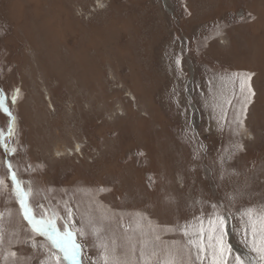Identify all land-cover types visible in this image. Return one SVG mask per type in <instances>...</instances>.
I'll return each instance as SVG.
<instances>
[{"label": "rangeland", "instance_id": "rangeland-1", "mask_svg": "<svg viewBox=\"0 0 264 264\" xmlns=\"http://www.w3.org/2000/svg\"><path fill=\"white\" fill-rule=\"evenodd\" d=\"M0 90L15 149L0 147V264H71L31 232L5 160L78 264H104L105 245L212 264L189 256L201 226L205 244L223 232L227 264H264V0H0Z\"/></svg>", "mask_w": 264, "mask_h": 264}, {"label": "snow or ice", "instance_id": "snow-or-ice-1", "mask_svg": "<svg viewBox=\"0 0 264 264\" xmlns=\"http://www.w3.org/2000/svg\"><path fill=\"white\" fill-rule=\"evenodd\" d=\"M176 63L179 65V58L176 60ZM234 76L237 74H233ZM252 74H247V80H251ZM244 79L245 77L241 76V89L244 88ZM2 91V90H0ZM248 92L254 95L252 89L249 85ZM19 94V89L15 90V94L12 96V102L15 103L17 99V95ZM250 102V97H249ZM246 108V105H245ZM0 110H3L5 113L11 115L9 108L4 104L2 98H0ZM241 128H243V121H239ZM14 127L12 121L8 123L7 126V135L10 137L13 135ZM4 138V133L0 131V139ZM0 147H3L6 153H14L15 149H9L7 144H0ZM242 148V146H240ZM78 150V149H77ZM5 168L7 170V179L11 181L14 195L16 197V202L19 205L20 212L23 216V219L27 222L31 232L34 235L45 236L47 240L50 242L52 249H58L60 253H62L63 259L71 262V264H78L77 261V253L79 251V245L75 243H70L72 232L68 230V225L65 224L63 231H61L57 225L56 220L57 216L48 217L46 214L37 215L35 211L30 206L29 200L31 197V188H25L24 182L20 181L17 177L16 171L13 169L12 162L10 160L4 161ZM4 185V178L0 177V187ZM216 205H213L215 208ZM254 213L253 209H248L246 211V215L251 217ZM71 210H68V218H71ZM260 219L264 220V213L259 214ZM2 214H0V220H2ZM219 221V224L222 226L224 223V217L222 215H218L216 218ZM211 224L212 221H209ZM2 227H0V241L3 239L2 235ZM203 227L200 228L199 239H189L188 244L191 246L189 249V256H191V250H195V256L197 260L201 262L206 258L209 250H211L212 264H227L224 253L226 251V247L223 240V232H220L219 236H215L210 234L208 236V243L205 244L203 239ZM81 235H84L83 230H80ZM184 235H189L187 229L184 231ZM105 252L103 255L104 264H129L127 260H120L116 255L115 249L112 250L111 258L107 252V246L105 245ZM230 251V249H227ZM252 251L256 252L261 260H264V229L261 230L260 235V243L259 245L256 243L255 239V229H253V241H252ZM155 254V253H154ZM10 256L15 257L16 253H9ZM144 253L141 252V256L143 257ZM178 253L169 252L165 259L161 261V264H184L183 260L177 259ZM59 262L60 257H56ZM147 264V262H146ZM235 264H246V262L239 256L235 258Z\"/></svg>", "mask_w": 264, "mask_h": 264}, {"label": "water", "instance_id": "water-1", "mask_svg": "<svg viewBox=\"0 0 264 264\" xmlns=\"http://www.w3.org/2000/svg\"><path fill=\"white\" fill-rule=\"evenodd\" d=\"M0 96L4 100L3 94H1V92H0ZM10 119L12 120V115H10Z\"/></svg>", "mask_w": 264, "mask_h": 264}, {"label": "bare ground", "instance_id": "bare-ground-1", "mask_svg": "<svg viewBox=\"0 0 264 264\" xmlns=\"http://www.w3.org/2000/svg\"><path fill=\"white\" fill-rule=\"evenodd\" d=\"M192 32V31H191ZM199 67V66H198ZM210 75H212V74H210ZM214 76V75H213ZM208 83V82H207Z\"/></svg>", "mask_w": 264, "mask_h": 264}]
</instances>
